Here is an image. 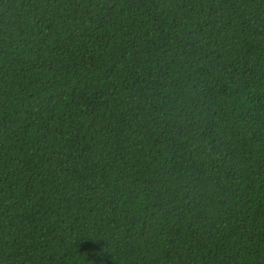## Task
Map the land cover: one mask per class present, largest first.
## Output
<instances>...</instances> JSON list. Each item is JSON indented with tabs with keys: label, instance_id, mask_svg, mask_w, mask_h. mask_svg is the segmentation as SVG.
Returning a JSON list of instances; mask_svg holds the SVG:
<instances>
[{
	"label": "trees",
	"instance_id": "1",
	"mask_svg": "<svg viewBox=\"0 0 264 264\" xmlns=\"http://www.w3.org/2000/svg\"><path fill=\"white\" fill-rule=\"evenodd\" d=\"M0 264H264V0H0Z\"/></svg>",
	"mask_w": 264,
	"mask_h": 264
}]
</instances>
